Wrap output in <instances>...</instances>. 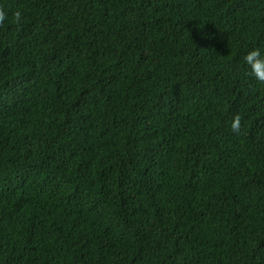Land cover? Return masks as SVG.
I'll return each instance as SVG.
<instances>
[{
    "label": "trees",
    "instance_id": "trees-1",
    "mask_svg": "<svg viewBox=\"0 0 264 264\" xmlns=\"http://www.w3.org/2000/svg\"><path fill=\"white\" fill-rule=\"evenodd\" d=\"M0 9V264H264V0Z\"/></svg>",
    "mask_w": 264,
    "mask_h": 264
},
{
    "label": "clouds",
    "instance_id": "clouds-1",
    "mask_svg": "<svg viewBox=\"0 0 264 264\" xmlns=\"http://www.w3.org/2000/svg\"><path fill=\"white\" fill-rule=\"evenodd\" d=\"M13 22L19 25L22 22V13L17 10L12 13ZM7 19V14L0 9V25H3ZM243 62L247 66L248 76L260 85H264V53L261 49L253 48L247 51L243 56ZM242 127V117L236 114L230 123V131L239 135Z\"/></svg>",
    "mask_w": 264,
    "mask_h": 264
}]
</instances>
